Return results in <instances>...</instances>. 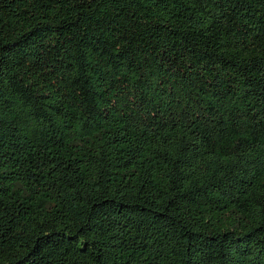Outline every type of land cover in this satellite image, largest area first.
Segmentation results:
<instances>
[{
	"label": "trees",
	"instance_id": "obj_1",
	"mask_svg": "<svg viewBox=\"0 0 264 264\" xmlns=\"http://www.w3.org/2000/svg\"><path fill=\"white\" fill-rule=\"evenodd\" d=\"M0 264H264V0H0Z\"/></svg>",
	"mask_w": 264,
	"mask_h": 264
}]
</instances>
